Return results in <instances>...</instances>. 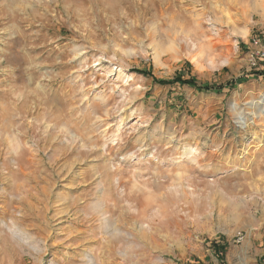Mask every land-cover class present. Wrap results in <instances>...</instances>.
Here are the masks:
<instances>
[{"label": "rangeland", "instance_id": "obj_1", "mask_svg": "<svg viewBox=\"0 0 264 264\" xmlns=\"http://www.w3.org/2000/svg\"><path fill=\"white\" fill-rule=\"evenodd\" d=\"M263 52L264 0H0V264H264Z\"/></svg>", "mask_w": 264, "mask_h": 264}, {"label": "trees", "instance_id": "obj_2", "mask_svg": "<svg viewBox=\"0 0 264 264\" xmlns=\"http://www.w3.org/2000/svg\"><path fill=\"white\" fill-rule=\"evenodd\" d=\"M143 72L147 73L146 71H143ZM260 75H264V70L257 72V76H260ZM160 82H162L164 84H169V83H174V82H182V83H186L188 85L195 86L196 88H198L200 90H205V91H211V90L213 91L215 89L217 91H222L225 87V85L215 86L214 84H211V83H208L207 85L199 84L198 81L196 80V78H194V77H190L188 79H183L181 76H178L173 81L160 80ZM226 85L232 88L235 85V81H232ZM211 243H212V247L215 249L216 255L218 256L219 259H221V257L224 256V253L227 250L226 244L221 243V242H217L216 240H213Z\"/></svg>", "mask_w": 264, "mask_h": 264}, {"label": "bare ground", "instance_id": "obj_3", "mask_svg": "<svg viewBox=\"0 0 264 264\" xmlns=\"http://www.w3.org/2000/svg\"><path fill=\"white\" fill-rule=\"evenodd\" d=\"M250 106H251V107H254L253 103H250Z\"/></svg>", "mask_w": 264, "mask_h": 264}, {"label": "built area", "instance_id": "obj_4", "mask_svg": "<svg viewBox=\"0 0 264 264\" xmlns=\"http://www.w3.org/2000/svg\"><path fill=\"white\" fill-rule=\"evenodd\" d=\"M262 56H264V52H263V54H261Z\"/></svg>", "mask_w": 264, "mask_h": 264}]
</instances>
